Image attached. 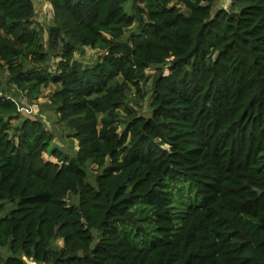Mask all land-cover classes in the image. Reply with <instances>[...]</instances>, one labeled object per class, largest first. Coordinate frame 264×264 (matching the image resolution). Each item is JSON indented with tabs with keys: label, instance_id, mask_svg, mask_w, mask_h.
I'll list each match as a JSON object with an SVG mask.
<instances>
[{
	"label": "trees",
	"instance_id": "obj_1",
	"mask_svg": "<svg viewBox=\"0 0 264 264\" xmlns=\"http://www.w3.org/2000/svg\"><path fill=\"white\" fill-rule=\"evenodd\" d=\"M216 1L0 0V264H264V0Z\"/></svg>",
	"mask_w": 264,
	"mask_h": 264
},
{
	"label": "rangeland",
	"instance_id": "obj_2",
	"mask_svg": "<svg viewBox=\"0 0 264 264\" xmlns=\"http://www.w3.org/2000/svg\"><path fill=\"white\" fill-rule=\"evenodd\" d=\"M34 7H35V16L33 18V24L36 26H45L49 19L52 16V8L48 5V0H33ZM131 0H126L125 2V9L129 10V5ZM224 0H217L214 4L213 11H215L219 7H223ZM229 5H227L228 7ZM45 42L47 43V35L45 33ZM99 51L92 50L88 47L85 48L84 54L76 53V57L78 59H82L83 62L92 63L96 57L99 55ZM58 58H52L50 65L52 68H55L57 64ZM3 80V77H2ZM54 86H50L47 88H43L41 90L40 95L33 100H28L24 93H20L19 99H17L19 104V112L21 116H31L32 118L38 117L40 118L46 129L51 131L54 135L52 145H56L63 152L67 153V155L71 156L74 155V152L77 148V141L72 139L66 135V129L63 123L57 121V115L55 114L53 107L49 103V95L52 91ZM131 104L135 105L139 111L144 115H149L150 110L147 108L146 100L141 99L135 96L134 99L131 100ZM43 157L47 160L55 162L57 159L55 156L49 155L48 153H43ZM57 162V161H56ZM101 168H98L96 165L89 166V181L94 183V175L98 172ZM179 188H177L178 190ZM177 192H185L183 193L187 200L191 198L192 200L195 198L194 193H189L187 185L184 186L182 190H178ZM75 197L70 196L68 197V201H75ZM28 264H35L32 261H27Z\"/></svg>",
	"mask_w": 264,
	"mask_h": 264
},
{
	"label": "water",
	"instance_id": "obj_3",
	"mask_svg": "<svg viewBox=\"0 0 264 264\" xmlns=\"http://www.w3.org/2000/svg\"><path fill=\"white\" fill-rule=\"evenodd\" d=\"M229 3H230V0H224V3H223V7L224 8H226L227 7V5H229Z\"/></svg>",
	"mask_w": 264,
	"mask_h": 264
},
{
	"label": "crops",
	"instance_id": "obj_4",
	"mask_svg": "<svg viewBox=\"0 0 264 264\" xmlns=\"http://www.w3.org/2000/svg\"><path fill=\"white\" fill-rule=\"evenodd\" d=\"M48 5H50V3L48 2ZM51 6V5H50Z\"/></svg>",
	"mask_w": 264,
	"mask_h": 264
}]
</instances>
